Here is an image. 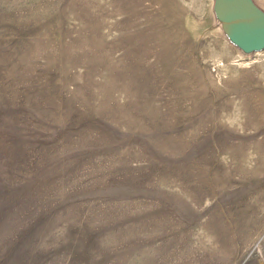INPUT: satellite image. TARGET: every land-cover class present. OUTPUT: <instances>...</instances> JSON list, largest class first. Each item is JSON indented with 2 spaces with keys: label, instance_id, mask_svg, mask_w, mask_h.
Returning a JSON list of instances; mask_svg holds the SVG:
<instances>
[{
  "label": "rangeland",
  "instance_id": "374dc122",
  "mask_svg": "<svg viewBox=\"0 0 264 264\" xmlns=\"http://www.w3.org/2000/svg\"><path fill=\"white\" fill-rule=\"evenodd\" d=\"M0 264H264V51L213 0H0Z\"/></svg>",
  "mask_w": 264,
  "mask_h": 264
},
{
  "label": "water",
  "instance_id": "95a60500",
  "mask_svg": "<svg viewBox=\"0 0 264 264\" xmlns=\"http://www.w3.org/2000/svg\"><path fill=\"white\" fill-rule=\"evenodd\" d=\"M215 18L244 55L264 51V9L254 0H213Z\"/></svg>",
  "mask_w": 264,
  "mask_h": 264
}]
</instances>
